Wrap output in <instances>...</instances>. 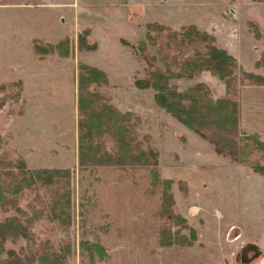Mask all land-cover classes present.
Wrapping results in <instances>:
<instances>
[{
	"label": "rangeland",
	"instance_id": "1",
	"mask_svg": "<svg viewBox=\"0 0 264 264\" xmlns=\"http://www.w3.org/2000/svg\"><path fill=\"white\" fill-rule=\"evenodd\" d=\"M147 20L174 29L189 23L208 27L215 45L231 49L239 61L233 55L229 80L230 96L238 102L239 126L257 133L264 143V84L240 72L264 76V61L254 65L264 54V0H0V158H20L29 168H68V224L49 214L35 217L29 226L36 243L54 250L68 244L62 264H223L224 256L226 264H236L240 246L264 238V172L251 166L253 161L264 164V152L250 150L247 163L216 153L207 141L156 107L151 88L133 85L131 77L144 73L143 61L134 53L125 64L123 54H115L121 61L118 67L129 68L127 82L115 86L107 82L96 89L108 95L119 111L139 117L135 128L157 149L158 177L172 179L171 209L187 225L172 224L171 230L178 227L188 237V228L193 229L191 246L161 243L158 229L167 223L159 211L162 183L151 182L146 166L77 163L76 62L97 54L77 48L76 33L98 22L110 24L111 38L119 32L122 43L130 46L138 39L125 38L144 36ZM65 36L67 55L55 48L38 49ZM111 47L119 52L115 42ZM191 48L190 43L181 54L189 56ZM172 49V45L159 48L161 53L176 54ZM148 51L156 53V46ZM197 81L208 86L213 98L225 94L223 81L205 69L191 78L170 80L178 89ZM112 144L105 135L106 149L111 151ZM53 189L25 188L17 204L28 213L30 204H44L47 211L45 203ZM10 211L0 208V220ZM6 245L27 249L22 238Z\"/></svg>",
	"mask_w": 264,
	"mask_h": 264
},
{
	"label": "trees",
	"instance_id": "2",
	"mask_svg": "<svg viewBox=\"0 0 264 264\" xmlns=\"http://www.w3.org/2000/svg\"><path fill=\"white\" fill-rule=\"evenodd\" d=\"M254 35L258 36L255 25ZM144 36L131 44L132 52L143 61V75L133 78L137 88H151L156 107L171 114L178 122L207 141L216 153L227 155L230 159L247 163L250 150L264 152V143L255 132H245L239 126L238 102L230 96V77L235 67V59L225 48L214 44V35L195 24H183L178 29L168 28L156 21L144 22ZM89 28L76 33L75 45L80 49H90L94 43L88 41ZM123 42H125L123 40ZM191 43L192 54L181 53ZM39 46L42 52L57 49L61 55L68 54L67 37L55 43ZM172 45L177 53H161L159 48ZM37 44H34V47ZM156 46V53L148 51ZM202 48V49H201ZM182 49V50H181ZM181 50V51H180ZM203 50V51H202ZM171 51V52H172ZM180 57V58H179ZM159 61L163 67L156 63ZM264 61V54L254 60L258 66ZM177 65V69L172 66ZM208 70L221 79L225 94L211 97L208 86L197 81L183 89L170 82L174 78H191L201 70ZM243 76L264 84V76L240 69ZM107 84L103 70L82 61L76 62L75 102L79 113L76 119V160L80 167L109 164L117 166H146L151 182L162 183L160 214L167 223L158 229L161 243L170 245H191L195 238L193 229L188 228L189 236L180 234L178 227H186L183 217L171 209L173 196L168 189L171 178H159L157 167L158 151L149 144L146 134H139L135 128L139 117L129 111H119L109 100L108 95L96 88ZM112 138L113 149L107 150L104 137ZM5 166V167H3ZM252 169L263 173L264 164L253 161ZM69 170L65 167L29 168L20 158L16 160L0 158V208L12 210L0 220V264H62L68 244L62 250H54L44 242H35L30 224L38 216L51 215L65 224L69 222ZM39 185L54 186L50 201L35 207L30 204V212L17 204L18 194L25 188L36 190ZM14 211V212H13ZM178 225L171 230V225ZM19 238L25 248L17 249L6 242L15 243ZM35 244V245H34ZM101 249L99 244H94Z\"/></svg>",
	"mask_w": 264,
	"mask_h": 264
},
{
	"label": "crops",
	"instance_id": "3",
	"mask_svg": "<svg viewBox=\"0 0 264 264\" xmlns=\"http://www.w3.org/2000/svg\"><path fill=\"white\" fill-rule=\"evenodd\" d=\"M96 24L97 26H93V25L89 26V36H88L89 39L94 43V45L90 49H84L85 50L84 54H97V56L95 57L87 56L86 59L84 58L81 61L87 64H90V65L96 66L100 68L101 70H103L106 75L108 85L115 86L118 84H122V82L123 83L127 82L128 77L126 75V70L128 71L129 68L120 69L118 65L120 64L121 61L119 60V57L116 55L123 54L121 57L124 59V64L126 62H129L131 59V54H133L130 46L122 43V40H120L122 37H121V34H119V32L117 33L115 32L116 34L114 33V36L111 38L110 31H109V27H111L110 24H101L100 22ZM225 25L227 26L228 23H226ZM200 29H204L207 32L213 33V31L208 27H202ZM141 34L144 35V31ZM142 37L143 36H140V35L133 37V34H132L130 39L125 38V40L134 42L136 39H141ZM113 42H115L119 46V52L116 50L114 51L112 49L111 44ZM222 47H225L228 51H230L232 55H234L231 49L227 48L226 45H223ZM80 54H82L81 51H80ZM125 67L127 68L128 66H125ZM135 67H137L136 63H134V68ZM133 78L134 77H131L132 81H133ZM122 79L125 81H122ZM142 89H145V88H142ZM237 233L238 235H241L243 234V231L239 228ZM188 246H191V245H188ZM238 251L234 255V260H236V264H264V238L259 237L256 240H254V242L244 243L242 246H240ZM221 259H222L223 264L227 263L226 261L227 258L225 256Z\"/></svg>",
	"mask_w": 264,
	"mask_h": 264
}]
</instances>
